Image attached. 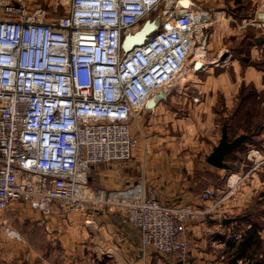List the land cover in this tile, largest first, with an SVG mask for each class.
I'll list each match as a JSON object with an SVG mask.
<instances>
[{
	"label": "built area",
	"instance_id": "obj_1",
	"mask_svg": "<svg viewBox=\"0 0 264 264\" xmlns=\"http://www.w3.org/2000/svg\"><path fill=\"white\" fill-rule=\"evenodd\" d=\"M52 1L49 16L23 0H0V211L14 201L43 215L53 204L78 213L119 211L143 250L186 258L187 224L218 207L212 188L200 194L212 207H177L143 183L93 186L88 172L132 164L139 146L133 121L152 110L146 102L153 94L171 95L189 84L181 78L205 69L195 68L193 55L200 46L207 57L217 12L195 0ZM157 16L159 27L124 50L126 36ZM263 156L258 145L245 160L257 165ZM3 230L20 239L11 227Z\"/></svg>",
	"mask_w": 264,
	"mask_h": 264
},
{
	"label": "crops",
	"instance_id": "obj_2",
	"mask_svg": "<svg viewBox=\"0 0 264 264\" xmlns=\"http://www.w3.org/2000/svg\"><path fill=\"white\" fill-rule=\"evenodd\" d=\"M221 13L224 11H217L218 17ZM218 46L213 48L216 54L224 51ZM230 65H233V76L240 68L238 87L252 83L255 97L261 98L264 69L252 70L247 65L236 68L232 61ZM203 77L197 82L193 80L197 83L195 89L186 86L181 92H174L158 102L152 110L139 112L132 123L133 133L139 139L132 164L95 166L89 171V183L93 186L120 189L143 183L162 203L177 207H210L213 202L202 200L200 194L205 188H212L218 207L209 213L210 219H207L208 215L198 216L188 223L189 255L182 258L164 256L152 249L143 250L138 231L122 212L87 210L75 214L53 204L49 216L42 217L38 211H33L36 216L33 221L40 216L46 223L49 244V252L44 256L46 264H264V162L250 167L239 150L242 146L226 157L230 166L227 170L206 162L220 139L224 122L229 137L234 138L230 135L232 119L241 112L249 95L241 98L238 94L233 111L230 96L237 89H233L229 73L208 69ZM198 91L202 98L199 96V100L194 101L192 95ZM260 106L264 111V95ZM258 123L264 125V116ZM250 135L244 145H259L264 152V129ZM236 177L239 180L235 183ZM18 207L30 211L21 202L11 204L10 209L21 210ZM0 214L2 229L7 218L5 213ZM228 217H235L237 221L226 225L213 223ZM32 225L30 231H23L25 236L27 232L23 239L27 246H37L44 238L40 232L41 223L36 221ZM3 235L0 232L2 250L7 241ZM16 255L22 256L19 252Z\"/></svg>",
	"mask_w": 264,
	"mask_h": 264
},
{
	"label": "rangeland",
	"instance_id": "obj_3",
	"mask_svg": "<svg viewBox=\"0 0 264 264\" xmlns=\"http://www.w3.org/2000/svg\"><path fill=\"white\" fill-rule=\"evenodd\" d=\"M23 1L25 2L27 8H29L30 10L36 7H40L46 12H48L49 16H53L54 14L52 0H23ZM195 1L197 4L200 3L210 12L224 11V14L221 13L222 15L221 17H219L223 19L224 21L214 23L212 27L208 29V32L212 33L210 43L211 41L213 42L211 43L212 45H210V43L208 45L207 54H206L207 57H203V58L201 57L202 59L200 58L201 59L200 61L202 63L204 64L208 63L206 65L208 66V68L201 69L200 71L197 72L196 75L188 74L183 82L180 81V84L183 85V83H189L187 86L190 85V87H193V89H195L194 87L196 86L197 83L195 84L194 81L197 82L198 78L200 80H203L204 78L203 76L207 74L208 69L227 71L229 73L230 83L233 89L234 88L237 89L236 92L234 93L232 91L231 93L232 95L230 96L231 99L233 98L232 105H231V108H233V111H234V108H236L235 106L238 102V96L240 95V97L242 98L243 96L249 95V99L245 103V106L241 109V112L235 115L234 118L232 119V129L230 131L231 137H235L236 135L238 136L241 133L250 134V133L257 132L260 129H264V125L258 123L260 119L264 116V111L262 107L260 106V100L262 99L264 93L261 94V98L260 96L256 98L253 93L254 85L252 83H249L247 86H244V87H238L239 86L238 80H239V73H240L239 65L243 67L247 65L252 70L253 69H256V70L264 69V24H256L253 21H251L255 17L256 12L264 11V0H195ZM59 12H61V10L57 11V13ZM227 42L229 43L226 44ZM214 44L215 45L218 44L219 45L218 47L224 49L221 55L216 54V51L213 49L215 48ZM198 52L200 54V52H204V51L200 50ZM231 54H232V59H233L231 60L232 64H234V66H237L236 68H239L237 69L238 72L237 71L235 72L236 76L232 75L234 72L233 65H230L231 61H229V56H231ZM215 59H220L222 62L214 63L213 61ZM237 74H238V77H237ZM235 80L238 82V84L236 83ZM232 81H233V84H232ZM263 81H264V77H263ZM236 84H237V87H235ZM178 88L179 90L176 93L181 92L184 89L182 88L181 85ZM197 94L198 93L194 92L192 96L193 97L200 96V98H202L201 95H197ZM178 134H181V133H178ZM229 139H232V138L229 137ZM244 143H246V141H244ZM244 143L241 145L242 149H239V150L242 151V153L244 154V159H245L247 151L250 150L251 148H255V146L248 147V146H245ZM245 163L246 164L250 163L251 165L250 167H255L254 162L246 161ZM214 198H216V196H214ZM16 202H19V201H14L13 203L15 204ZM25 204L26 203H24V205ZM212 206H213V203L210 205V207ZM217 206L218 205H215V207ZM10 207H9V210H7L6 212L0 211V213H5V218H7L6 226L11 227L15 231L17 230L19 232L20 239H16L14 237L8 236L3 230V227H2L3 224L1 225V228H2L0 229L1 235L5 233L3 237H6L7 241L5 242V244L3 243V245L5 246L4 250H2V247H0V251L3 254L0 257V262L1 263L3 262V264H46L45 262L46 260H44V256L48 254L49 252V244L47 242L48 232L45 227L46 223H44L43 219H40V216H39V218L36 221L37 222L39 221L41 223L40 232L43 234V237H44L43 241L42 243L39 242L37 246H34V245L27 246V243H24L23 241V239L27 237V232L25 236L23 231L24 232L25 230L30 231L31 228L33 227L32 224L36 222V221H33L34 218H36V216L33 214V211H36V210H33L28 206L30 211H27V208L25 207H18L21 210L15 209L11 211ZM67 212H71L75 214L78 213L76 211H67ZM49 215L50 214H47V216ZM1 216L2 215L0 214V218ZM41 216L44 217L45 215L41 214ZM220 221L217 220L213 223L214 224L218 223L219 225H222ZM252 225L254 226V224ZM2 230L4 233H2ZM13 239L17 240V243H14L15 241ZM18 252L20 255L22 254L21 258L17 257L16 253ZM171 255H176V254H171ZM164 256H169V255H164Z\"/></svg>",
	"mask_w": 264,
	"mask_h": 264
},
{
	"label": "water",
	"instance_id": "obj_4",
	"mask_svg": "<svg viewBox=\"0 0 264 264\" xmlns=\"http://www.w3.org/2000/svg\"><path fill=\"white\" fill-rule=\"evenodd\" d=\"M159 27L158 16L155 17L153 20H146L142 27L135 32L134 34H129L126 36L123 48L124 50L128 51L136 44L140 45L144 42L147 35L152 31L156 30ZM194 66L196 69L201 67L199 62H195ZM168 92H158L153 94L146 102V106L149 109H152L156 106L160 99H166ZM251 138L250 134L241 133L238 136L229 139L228 135V126L227 123H223L221 126V135L218 143L213 146L212 151L206 157V162L214 167L221 168V169H229L230 166L226 162V157L231 155L234 151H236L244 141ZM209 216H207V219ZM210 219V218H209ZM237 219L235 217H228L222 218L220 221L222 225H226L230 222H234Z\"/></svg>",
	"mask_w": 264,
	"mask_h": 264
},
{
	"label": "bare ground",
	"instance_id": "obj_5",
	"mask_svg": "<svg viewBox=\"0 0 264 264\" xmlns=\"http://www.w3.org/2000/svg\"><path fill=\"white\" fill-rule=\"evenodd\" d=\"M188 2L187 1H184V2H182V4L183 5H186ZM181 4V5H182ZM254 19V20H253ZM251 21H253L254 23H256V24H264V11H258V12H256V14H255V17L253 18ZM256 21V22H255ZM144 23V22H143ZM142 27V26H141ZM136 45H138V44H136ZM200 50H203L204 51V49H201V47L200 46H197L196 48H195V53H194V58H199V63L201 62L200 61V58H201V56L203 55V52H200V54H199V52L198 51H200ZM198 56V57H197ZM201 64V67L199 68V69H201L202 68V66H203V63L201 62L200 63ZM207 64H205V68L207 67L206 66ZM193 74H195V73H193ZM185 80V78H181L180 80H179V83H180V81L181 82H183ZM185 83H183V85H184ZM233 179L232 180H234L235 178L234 177H232Z\"/></svg>",
	"mask_w": 264,
	"mask_h": 264
},
{
	"label": "trees",
	"instance_id": "obj_6",
	"mask_svg": "<svg viewBox=\"0 0 264 264\" xmlns=\"http://www.w3.org/2000/svg\"><path fill=\"white\" fill-rule=\"evenodd\" d=\"M258 131H259V130H258ZM258 131H257V132H258ZM92 168H93V167H92ZM89 171H90V170H89ZM88 180H89V172H88Z\"/></svg>",
	"mask_w": 264,
	"mask_h": 264
}]
</instances>
